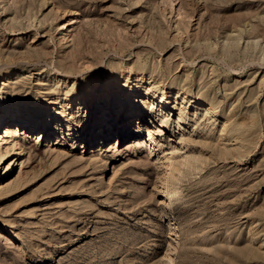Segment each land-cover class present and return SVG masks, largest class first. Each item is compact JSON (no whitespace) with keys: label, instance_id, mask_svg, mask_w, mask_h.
<instances>
[{"label":"rangeland","instance_id":"374dc122","mask_svg":"<svg viewBox=\"0 0 264 264\" xmlns=\"http://www.w3.org/2000/svg\"><path fill=\"white\" fill-rule=\"evenodd\" d=\"M119 70L129 80L107 89ZM159 87L175 94L172 125L184 92L198 101L187 128L118 136L120 101ZM75 90L68 121L117 105L108 137L56 127ZM12 100L44 103L54 127L16 134L23 148L1 162L0 264H264L248 241L264 224V0H0V102ZM228 120L250 126L241 159L219 148ZM181 132L207 163L173 196L161 176Z\"/></svg>","mask_w":264,"mask_h":264},{"label":"bare ground","instance_id":"6f19581e","mask_svg":"<svg viewBox=\"0 0 264 264\" xmlns=\"http://www.w3.org/2000/svg\"><path fill=\"white\" fill-rule=\"evenodd\" d=\"M129 78H130V75H128L124 71L120 73H115L112 79H108V81L110 80L109 81L110 85L108 86L109 88L107 89H111V88L113 89L117 86V83L124 82L125 80H129ZM138 78H141V81H142L144 78V74H139ZM58 79L60 80L61 78L58 76ZM102 83L103 82H100L98 89H102ZM66 84L73 85V87L76 86V82H72V81H69ZM120 90H123V88H120ZM137 90L138 88L135 85L131 88V91L130 90L129 91L131 95L132 94L134 95L135 91ZM164 90L165 89H162L161 87L157 88V91L160 92L159 94L155 93L152 96V98H150L149 100L146 99L143 103H140V104H137L138 102L135 103V99H132V102L130 103L131 108L126 107L127 103H123L122 100L121 101L119 100L120 106H122V110L119 113L121 115L117 116L115 120V122L117 121L119 124L117 129L115 130V133L118 136H121V135L133 136V135H141L142 133H145L146 136L151 141L160 143L162 142V140L161 141L159 140L165 138L168 132L172 130V128L175 130L176 129L184 130L183 127L188 123V117L187 116L185 117V115L186 113H188L191 107L198 104V101L197 100L195 101V99H189L188 98L189 93L187 91L184 92L183 97L185 98L183 100V103L180 105L181 110H179L180 112V114L178 115L179 120L178 122L174 123V125H172L170 121H171V116H172V111H173L172 101L175 100V94L174 96H169V95L167 96V93ZM116 93H117L116 90L114 92L111 91L109 96L106 97V99L112 98ZM121 93L122 92H119L120 96H121ZM83 94H84L83 90H80V91L75 90V91L66 93V97L64 100L65 110L62 111V113H60V117L63 116V118L62 117L58 118L59 120L58 122H56V127L60 128V130L63 133L65 132L66 134L70 136H78L82 134L87 135L89 132L91 134L95 133V135H99L100 133L102 137H108L109 131H112L111 129H109V122H111L114 119L115 112H116L115 106H117L113 102L108 103L109 100L108 102L106 101L107 104L105 103L106 104L105 106H101L103 107V109L96 105V108L93 109L94 111L87 109V111L84 112V115L81 118H74L72 121H68V118L66 115H67V112L71 110L73 101L80 100L83 97ZM179 94L176 95V98L178 99L180 96ZM6 102L4 103L0 102V134L2 133L1 138H0V165H1V162L5 160V158L9 154V149L11 147H12V150L14 147H17V146H19L20 149L23 148L22 143L16 139V134H27L31 129L33 130L38 129L41 126L42 121L44 125L46 123L45 130L50 131L54 127V124H53L54 122H51L53 115L43 110L44 103L41 105V104H38L37 102H29V101L23 102V101H15V100H12V102H9V103H6ZM211 103H213V101ZM211 103H209V105ZM127 108H130V111H126ZM214 109L216 108L213 106V104H211V107L206 108L204 110L205 111L204 115L203 114L202 115L205 118H207L208 121H211V120L213 121L216 118V116L213 115L215 113ZM147 110L150 111L149 115H147ZM203 116H202V119H203ZM147 117L149 119L148 122H147ZM232 121L228 120L222 125L220 134L218 133L217 135L218 145L220 146L219 148L223 152L224 156L231 154L233 155L235 159H241L244 157L242 154L244 153L243 150L248 149V147L244 146L246 147L244 148L243 146L242 147H239V146L244 144L245 142H248L246 141L247 137L245 138V134L247 135L248 133L245 130H247L246 128L249 129L250 126L248 127V124L245 122L243 123L241 122L242 123L241 125H237V124L231 123ZM196 127H197V124H196ZM194 129H197V128H194ZM180 136L181 138L179 139V141H176V143L174 142V144H172L173 153L170 156V158L165 159V161L163 160L164 162L162 161L163 166H164V171H163V175L161 176V184L164 190H166L167 192H170L173 196L178 195L177 191L180 189V185L188 181L190 177H193L196 174V172L201 174V172L204 170L203 167L207 163V161L205 162V160H203V156L201 153L199 155H196L193 152L194 150L191 147V145L194 143H193V139L192 140L189 139L190 135L186 137V134L184 132H181ZM7 143H8V146H7ZM9 144L11 146H9ZM197 145H201V142ZM205 146H206V143L204 144V146H202L204 147L202 148L203 150H205ZM221 151H219L220 154H222ZM262 223H263V220H260V219L255 220L253 223H251V226L253 224L252 228L254 229V231L251 232V234H249V240H248V241H251L252 243H256L257 248L259 247V250L264 249V240L263 238L262 239L260 238V237H263L264 235L261 236L262 233L259 231V228L260 227L262 228L264 226V224ZM262 253L264 254V252ZM262 253L260 254L262 255ZM253 254L255 255L254 252ZM165 257H166L165 258L166 262L159 261L158 263L159 264H169V263L173 264L174 261H172V259L169 256H165Z\"/></svg>","mask_w":264,"mask_h":264}]
</instances>
